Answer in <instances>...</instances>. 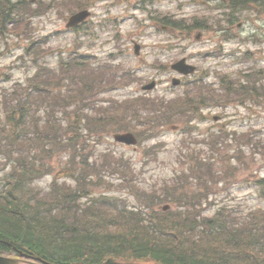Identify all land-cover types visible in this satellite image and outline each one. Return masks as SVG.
Segmentation results:
<instances>
[{"label":"rangeland","instance_id":"rangeland-1","mask_svg":"<svg viewBox=\"0 0 264 264\" xmlns=\"http://www.w3.org/2000/svg\"><path fill=\"white\" fill-rule=\"evenodd\" d=\"M14 2L24 4L25 10L17 13L13 27L0 23V102L4 91L29 82L36 71L35 63L44 64L53 75L48 100L53 108L51 116L54 112L62 119L61 125H65V111L72 116L74 105L65 106V101L58 103L56 96L66 95L73 88L74 82H68L67 77L70 74L76 79L80 69L71 68L73 73L68 74L66 65L70 60L79 59V54L94 63L90 91L96 94L87 103L89 106L96 103L110 107L111 101L118 104L131 97L169 106L187 94L191 96L192 106L199 109L176 124L156 126L154 131L149 117L152 114L141 112L139 126L133 123L134 133L140 134L138 139L142 140L136 146L115 143L111 132H102L99 140L84 133L80 145L87 148V154L95 151L93 157L97 159L100 153L109 151L105 158L116 162L119 170L131 172L126 177L148 192L167 196L169 192L178 193L183 185L188 195L195 193L200 198L201 211L206 216L227 208L244 219L251 211L264 209V199L256 185L264 178V7L234 11L225 0L221 3L209 0L10 1ZM85 9L92 12V17L83 27L66 30L68 18ZM165 15L182 23L185 31L161 32L156 24L164 26L161 21ZM194 21L203 27L194 25ZM198 34L200 41H196ZM36 39L43 40L41 53L35 57L34 50L29 56L26 51L33 49ZM134 42L142 47L139 57L134 55ZM182 58L195 66L197 72L194 77L181 78L182 83L173 87L172 78L177 75L170 71L169 65ZM163 64L168 65L164 70ZM101 69L106 72L103 74ZM196 79L202 80L199 88ZM221 80L228 81L231 91L235 90L227 101L219 93H214L217 101L205 107L202 99H195L203 84L219 91ZM152 82L156 83L154 88L147 86L146 91L150 92H143V86ZM195 100L201 106L195 105ZM220 101L223 102L219 104ZM101 112L96 107L91 117L98 118ZM2 117L0 104L1 128L5 125ZM84 127L81 125L85 131ZM44 161L52 166L53 175L50 173L36 182V188L47 191L54 178L60 183L73 184L71 178L57 176L59 169L66 165L65 154L57 153ZM196 166L208 167L206 186L196 179L198 173L193 171ZM98 167L107 166L103 161ZM118 176L115 173L107 180L114 178L110 182L117 186L121 183V179L115 181ZM111 187H97L95 192L102 193ZM112 191L110 195L120 197L129 207L139 204L135 194L126 187Z\"/></svg>","mask_w":264,"mask_h":264},{"label":"trees","instance_id":"trees-1","mask_svg":"<svg viewBox=\"0 0 264 264\" xmlns=\"http://www.w3.org/2000/svg\"><path fill=\"white\" fill-rule=\"evenodd\" d=\"M254 1L263 3L242 0ZM42 41L36 39L27 55L34 50L35 57L40 55ZM35 66L26 85L17 84L1 95L5 125L0 127V164L4 162V168H0V255L18 257L19 251L27 252L51 264H264V209H255L244 219L227 208L206 216L200 198L195 193L188 195L183 185L178 193L169 192L167 196L148 192L126 177L131 172L119 170L116 162L105 158L109 151L100 153L97 159L93 157L95 151L87 154V148L81 147L85 134L80 125L85 126L88 136L96 135L98 140L102 132H136L133 123L141 118L139 107L146 104L163 109V104L143 99L124 101L115 108L100 107L104 112L109 109L103 118L80 115L78 110L71 117L65 111L67 124L61 125L62 119L54 112L51 116L53 108L48 104L52 72L44 64ZM89 86L83 82L80 87L85 104L94 97H86ZM76 98L70 88L66 95L59 93L56 101L69 106ZM195 99L206 102L203 94ZM196 100L194 104L198 105ZM192 105L191 96H187L166 106V113L147 112L152 114V129L190 118L197 112ZM57 153L66 156V165L57 176L71 178L73 184L54 178L43 192L35 184L52 174V166L44 160ZM100 160L106 168L98 167ZM193 171L198 173L200 185L206 186L208 167L196 166ZM115 173L122 175L115 178L121 179L117 186L110 182L114 178L107 180ZM105 185L113 187L96 194L97 187ZM256 185L264 199V178ZM118 187L130 189L139 204L129 207L120 197L107 194ZM165 203L171 209L163 213L157 207Z\"/></svg>","mask_w":264,"mask_h":264},{"label":"water","instance_id":"water-1","mask_svg":"<svg viewBox=\"0 0 264 264\" xmlns=\"http://www.w3.org/2000/svg\"><path fill=\"white\" fill-rule=\"evenodd\" d=\"M88 16L87 12H82L80 14L75 15L74 17H72L70 19V22L68 24V26H76L78 25L80 22H82L86 17ZM182 66V63L179 65ZM189 68H187L184 72L188 73L191 72L190 70H188ZM114 139L117 142H121V143H126L128 145H134L137 143L135 137L130 134H116L114 135ZM168 208H164V211L167 210ZM30 255L27 253H19V258H12V257H6V256H2L0 255V264H39L36 261H40V259L36 258L35 259H29ZM40 264H48L46 262L40 261Z\"/></svg>","mask_w":264,"mask_h":264},{"label":"bare ground","instance_id":"bare-ground-1","mask_svg":"<svg viewBox=\"0 0 264 264\" xmlns=\"http://www.w3.org/2000/svg\"><path fill=\"white\" fill-rule=\"evenodd\" d=\"M141 234V233H140ZM144 234V233H143ZM244 239V238H243ZM243 250V249H242ZM122 259V258H121Z\"/></svg>","mask_w":264,"mask_h":264}]
</instances>
